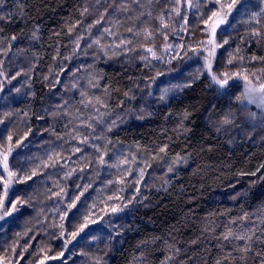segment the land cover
<instances>
[{"label":"trees","instance_id":"16d2710c","mask_svg":"<svg viewBox=\"0 0 264 264\" xmlns=\"http://www.w3.org/2000/svg\"><path fill=\"white\" fill-rule=\"evenodd\" d=\"M178 1L111 25L80 0H0V148L16 144L4 264H264V112L240 82L162 58L236 4L212 72L264 81V0H191L184 18Z\"/></svg>","mask_w":264,"mask_h":264},{"label":"rangeland","instance_id":"374dc122","mask_svg":"<svg viewBox=\"0 0 264 264\" xmlns=\"http://www.w3.org/2000/svg\"><path fill=\"white\" fill-rule=\"evenodd\" d=\"M138 1L140 0H80L78 4V11L84 17L90 14H95V17L99 20H106V22L110 21L113 23L111 25H114L119 21L121 10L124 7H132L133 5L138 4ZM220 4L221 5H218V12L208 19V24L206 23L207 35L203 43L197 44V46L189 45V47L185 49L181 42L171 41L165 46L162 58L170 62H172V59H176L175 62H181L185 65H195L201 63V71L206 74V77L211 80L213 85L222 90L226 89L228 85L232 84V82H240L242 85V97L240 99V104L246 107H252L259 111V113L264 112V81L260 80L259 78L254 80L250 77H247V75H233L230 79L218 78L212 72L213 62L219 47L217 42L218 34L221 31H225L226 29L228 30L230 28L229 23L233 19V15L236 12L234 8L237 7L236 4L229 6L226 2H221ZM183 5H185V8ZM222 5H224V7ZM178 6L181 7L178 9L176 14H179L180 18H184L182 16V11L184 12V16L187 15L188 11L192 7V2L191 0H179ZM178 25H180V29L187 31V29L184 27V25H186V20H180V24ZM176 51H179L180 53L175 57ZM168 82L170 83V81ZM181 84L182 83L180 82L169 84L167 87L162 89L163 95L169 96L172 94L174 88H179ZM10 143L15 144L14 142ZM12 144L8 143L5 145V147L1 146L2 148H0V172L3 175V188L0 200V227L13 213V204H11L13 201L12 198H9V195L15 184L14 181H12L13 179L9 168V159L13 154V150L16 148V144L14 146ZM120 213V210L111 211L109 213L110 215H113L111 220H114V217ZM111 227L112 225L107 222L104 228H101V230L98 228L97 230L103 232L110 230ZM92 231L93 230L91 229L84 230L83 232H79L77 237H80V235L83 233L86 234ZM70 242H72L71 238L68 240L65 238V243ZM0 264H4L2 260H0ZM41 264H50V261L45 260Z\"/></svg>","mask_w":264,"mask_h":264}]
</instances>
